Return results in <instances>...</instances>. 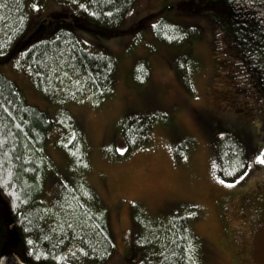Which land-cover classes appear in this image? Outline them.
<instances>
[{
	"label": "rangeland",
	"instance_id": "rangeland-1",
	"mask_svg": "<svg viewBox=\"0 0 264 264\" xmlns=\"http://www.w3.org/2000/svg\"><path fill=\"white\" fill-rule=\"evenodd\" d=\"M168 2L186 6L177 22L205 30L194 48L202 64L194 95L177 76L181 50L158 43L143 29L132 31L142 19L160 17ZM41 6L22 39L26 47L66 27L90 52L108 50L119 58L111 97L98 104V97L89 95L66 106L88 153L90 171L82 178L111 213L116 251L106 264L142 261L133 244V206L153 218L178 212L189 218L194 210L198 218L189 226L204 245L205 264H264V0H137L121 26L126 34L112 39L103 38L100 26L83 14L86 3L75 8L42 0ZM142 59L151 61L153 72L149 84L135 89L127 76ZM15 63L2 72L29 105L56 121L60 107L36 90L20 59ZM155 113L172 123L156 126L147 144L127 154L120 122ZM63 131L54 127L49 133L48 156L64 179L68 159L55 145ZM226 134L251 149L249 171L233 185L218 176L217 144ZM59 190L60 181L50 175L42 201L54 207Z\"/></svg>",
	"mask_w": 264,
	"mask_h": 264
},
{
	"label": "trees",
	"instance_id": "trees-1",
	"mask_svg": "<svg viewBox=\"0 0 264 264\" xmlns=\"http://www.w3.org/2000/svg\"><path fill=\"white\" fill-rule=\"evenodd\" d=\"M41 2L0 0V260L9 235L5 202L19 233L13 252L23 262L106 264L116 251L110 227L111 213L82 178V174L90 171L88 153L83 135L76 129L66 106L89 95L97 96L98 104L111 97L119 58L108 50L90 52L79 36L66 27L26 47L22 39L31 27L32 14L42 12ZM54 2L75 8L86 3L83 14L100 26L101 36L106 39L126 34L121 26L137 4V0ZM185 7L165 3L160 17H146L132 31L143 29L158 43L181 50L176 62L177 76L186 92L194 95L196 77L202 70L194 48L203 40L205 30L199 25L176 21ZM40 27L47 26L40 25L39 29L43 30ZM16 59L28 68L36 90L60 107L56 121L29 105L18 86L2 72L1 67L15 63ZM152 72L151 61L142 59L127 76L129 85L135 89L145 87L150 83ZM171 123L172 119L163 113L126 117L119 124L126 141V153L147 144L156 126ZM54 127L64 130L55 144L68 159L64 179L48 156L49 133ZM250 156L251 149L238 136L220 137L217 144L220 180L231 185L241 183L249 171ZM50 175L60 181L54 207L42 201ZM192 213L189 218L183 212L153 218L141 206H133V244L143 253L140 264H205L204 245L189 226L190 221L198 218L194 210Z\"/></svg>",
	"mask_w": 264,
	"mask_h": 264
},
{
	"label": "water",
	"instance_id": "water-1",
	"mask_svg": "<svg viewBox=\"0 0 264 264\" xmlns=\"http://www.w3.org/2000/svg\"><path fill=\"white\" fill-rule=\"evenodd\" d=\"M5 213L9 221V235L2 251L0 264H27L23 262L14 252V247L19 242L18 229L11 217L9 207L4 202Z\"/></svg>",
	"mask_w": 264,
	"mask_h": 264
},
{
	"label": "snow or ice",
	"instance_id": "snow-or-ice-1",
	"mask_svg": "<svg viewBox=\"0 0 264 264\" xmlns=\"http://www.w3.org/2000/svg\"><path fill=\"white\" fill-rule=\"evenodd\" d=\"M261 163H264V159H261L260 161ZM223 183V181H221ZM29 243H31V241H29Z\"/></svg>",
	"mask_w": 264,
	"mask_h": 264
}]
</instances>
